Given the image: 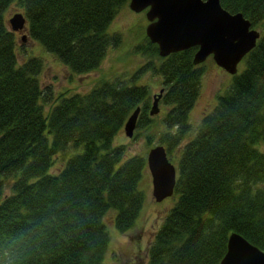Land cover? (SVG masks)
Returning <instances> with one entry per match:
<instances>
[{
	"label": "trees",
	"instance_id": "obj_1",
	"mask_svg": "<svg viewBox=\"0 0 264 264\" xmlns=\"http://www.w3.org/2000/svg\"><path fill=\"white\" fill-rule=\"evenodd\" d=\"M128 1L0 0V264H107L106 214L119 231L130 230L146 195L145 156L113 137L136 106V126L155 122L150 89L134 76L100 77L86 91L43 85V59L31 53L19 61L5 11L15 2L27 35L81 74L121 44L109 25ZM220 2L260 36L192 136L188 114L203 73L193 62L197 45L162 56L145 34L132 49L145 56L137 74L161 76L158 140L169 158L178 153L176 198L145 264H219L232 231L264 250V150L257 146L264 140V0ZM81 145L50 170L55 156Z\"/></svg>",
	"mask_w": 264,
	"mask_h": 264
},
{
	"label": "rangeland",
	"instance_id": "obj_2",
	"mask_svg": "<svg viewBox=\"0 0 264 264\" xmlns=\"http://www.w3.org/2000/svg\"><path fill=\"white\" fill-rule=\"evenodd\" d=\"M15 11H21L20 7L15 2L9 5L5 11L6 22L10 29L11 26L8 22V18ZM147 22L148 19L146 18L145 9L134 11L128 4L122 6L109 25V31L121 33V44L117 47H111L100 65L85 73L71 74L69 69L54 53L46 50L39 42L29 37L27 35L26 21L23 29L14 30L15 39L17 40V57L19 61H22L31 53L40 55L44 61V66L40 74L41 82L43 85L52 84L56 91H86L100 77L114 78L120 75H125L122 77L134 76L137 83L148 85L150 89V101L152 102V96L157 94L159 88L162 86L161 76L154 74L151 70L137 74L136 71L141 62L145 60V56L141 55L139 52L132 51L134 44L143 39ZM22 36H24V40ZM25 48L27 50H25ZM201 64L203 73L201 76L200 92L188 114V120L191 123L189 137L194 134L202 117L214 107L217 102L218 94L220 92L222 93L233 79V74L218 65L211 55ZM243 65L244 60L242 59L238 63V72ZM45 108H48V105L45 106ZM164 108L165 107L159 102V111L150 114L155 121L152 123V126H135L132 136L126 135L124 128H122L114 135L113 142L125 144L128 153L143 154L146 159L149 148L154 144L160 143L158 140V133L161 128H164L161 123V118L165 111ZM149 133L153 135V142L151 143L146 141V136ZM257 146L261 150H264V140L258 141ZM81 148L82 145L78 148L67 147L64 151L66 153H60L55 156L54 163L50 170L56 172L72 153ZM177 156L178 153L175 151L173 157H170L175 165ZM142 186L146 190L144 205L136 223L130 230L119 231L113 223L112 212H108L105 216V221L107 222L111 236L105 255L107 264H145L148 246L153 239L154 233L176 198V193H172L170 196L161 200H156L154 198L152 194L151 174L148 168L144 173Z\"/></svg>",
	"mask_w": 264,
	"mask_h": 264
},
{
	"label": "water",
	"instance_id": "obj_3",
	"mask_svg": "<svg viewBox=\"0 0 264 264\" xmlns=\"http://www.w3.org/2000/svg\"><path fill=\"white\" fill-rule=\"evenodd\" d=\"M128 5L135 11L146 9L145 33L157 43L160 55L197 45L194 63L202 62L212 54L214 61L230 73L237 71L238 62L260 35L242 12H230L220 0H129ZM25 21L21 11H15L8 18L12 30L23 29ZM162 90L160 88L154 95L150 114L159 111L158 99ZM139 111L140 106H136L124 122V132L128 136L133 135ZM146 161L154 198L161 200L170 196L174 192L177 172L164 145L151 146ZM219 264H264V250L232 231Z\"/></svg>",
	"mask_w": 264,
	"mask_h": 264
}]
</instances>
